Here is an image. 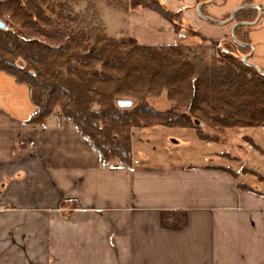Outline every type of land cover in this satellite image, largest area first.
I'll return each instance as SVG.
<instances>
[{
  "label": "crops",
  "instance_id": "1",
  "mask_svg": "<svg viewBox=\"0 0 264 264\" xmlns=\"http://www.w3.org/2000/svg\"><path fill=\"white\" fill-rule=\"evenodd\" d=\"M161 1L208 38L235 26L197 15L215 0ZM108 7L111 38L177 41L153 10ZM34 112L29 87L0 70V264H264V149L252 143L264 127L241 128L221 149L206 140L213 148L187 161L178 148L193 129L156 126L169 150L141 140L129 168L103 165L59 114L28 123ZM242 139L255 148L247 161L233 147Z\"/></svg>",
  "mask_w": 264,
  "mask_h": 264
},
{
  "label": "trees",
  "instance_id": "2",
  "mask_svg": "<svg viewBox=\"0 0 264 264\" xmlns=\"http://www.w3.org/2000/svg\"><path fill=\"white\" fill-rule=\"evenodd\" d=\"M75 1L87 3L83 15L70 2L60 3L53 16L50 0H0L6 26L0 28V70L29 87L35 112L28 123L42 126L59 114L103 165L118 160L129 168L133 128L195 129L211 141L227 129L264 127V69L243 60L251 51L244 27L258 16L251 7H242L230 22L237 24L234 38L231 33V40H220L200 34L184 21L183 11L161 0H106L124 11L153 10L171 23L174 44L143 45L133 37H109L94 1ZM185 30L220 45L219 55L212 62L188 58ZM232 42L247 54L240 58ZM165 91L173 106H153L149 98Z\"/></svg>",
  "mask_w": 264,
  "mask_h": 264
},
{
  "label": "rangeland",
  "instance_id": "3",
  "mask_svg": "<svg viewBox=\"0 0 264 264\" xmlns=\"http://www.w3.org/2000/svg\"><path fill=\"white\" fill-rule=\"evenodd\" d=\"M62 2L72 3L75 7V11L79 12L82 15L84 14L85 9L87 7V3L85 1H80L77 3L75 0H50L49 6L47 8L48 13L50 15H53L52 10H58L59 9L58 5ZM95 5H96V9L101 19L103 20V22L106 21L110 25V23L114 20V17L110 13V8L108 7L106 0H95ZM237 5L239 7H247V6L251 7L258 14L255 23L247 22L245 25L246 27H244L246 34H247L246 35L247 39L249 41L248 44L251 50L250 55H252L251 57L248 56L247 61L264 69V0H215L214 3L206 5L204 7V10L202 11L198 10L197 9L198 6H197L195 8V11L198 16H200L201 18H204L205 20L209 18V19H213V20L216 19L220 22H223V21L228 20L226 19V17L229 16L228 13L233 9V7H236ZM238 6L234 8L230 16H232V14L238 8ZM222 18H224L223 21L221 20ZM232 20H230V22ZM205 24L209 25L213 23L209 20ZM215 24H219V23L217 22ZM183 33H185V36L183 37L182 42L185 45L186 55L188 56V58H192L194 56H201V57L206 58L209 62H212L219 55L220 45L219 46L212 45L209 41H204L202 40V38L194 36V34H192V32H190L189 30H185L183 31ZM209 33H212V32H209ZM231 33L232 32H229L228 34H226L224 38L225 37L229 38V35ZM122 38H128V37H122ZM122 38H118V39L120 40ZM229 39L231 40V38ZM232 44L235 48V51L239 53L238 55L240 58L244 57L247 54V53L241 52L234 42H232ZM166 96H167V93L165 91L162 97L149 98V101L153 106L157 108H161V109H165V108L173 106L172 102L169 101ZM137 101L138 100H135V103ZM199 125L202 128L209 130L208 126L202 123ZM138 128H143V129L138 131L137 128H133L132 130V151L134 148L136 149L137 147H140L142 145L141 140L145 142L146 146L150 147V149L154 151H158L161 149L169 150V148L166 146L167 144L164 145L165 143H167L166 137H161L160 131H158V130H162V128L161 129H158L160 127H153V128L152 127L151 128L150 127H138ZM164 129L168 130L167 132H169L173 128L165 127ZM240 129L241 128L227 129L224 136H221L220 139L218 140L212 138L211 143L214 144V148L216 149L224 148V146H228V144L231 145V141L229 140L228 136L233 137L234 139H238L239 135L241 134ZM195 132L197 131L193 129L192 138L190 140H187L188 138L182 139L184 140L183 142L184 144H182L181 147L178 148L179 154L182 156L181 158L182 160L187 159V161H191V160L199 161L200 158L199 157L196 158L194 156L195 153L193 152H196V151L198 152L200 150L207 151L213 148V147L206 146V142H205L206 140L201 139ZM194 135H195V138H194ZM172 139H175V138L173 137ZM252 143L253 145L258 143L264 149V140L259 141L257 139H254L252 140ZM234 144H233L234 150L235 151L238 150L239 152H241L240 153L241 161H247L248 160L247 153L255 149L254 146H251L248 142L244 141L243 139L240 142L238 140H234ZM231 148L232 147L230 146L227 149V151L230 153V155H233L232 153L233 150ZM131 156H132V153H131ZM196 159H199V160H196ZM116 162L120 163L118 160ZM246 168H248V165Z\"/></svg>",
  "mask_w": 264,
  "mask_h": 264
},
{
  "label": "water",
  "instance_id": "4",
  "mask_svg": "<svg viewBox=\"0 0 264 264\" xmlns=\"http://www.w3.org/2000/svg\"><path fill=\"white\" fill-rule=\"evenodd\" d=\"M241 8H242V7H238V8L234 11V13L232 14L230 20H232V19L234 18V16H235L236 13L238 12V10H240ZM215 21H216V20H215ZM236 26H237V24H236V25L233 27V29H232V35H233V38H234V29H235ZM0 28L6 29V26H5V24H4L2 21H0ZM247 58H248V56L244 57L243 60H244V61H247ZM120 104H121V105H126L127 103L120 102ZM128 104L131 105L132 103L130 102V103H128Z\"/></svg>",
  "mask_w": 264,
  "mask_h": 264
}]
</instances>
